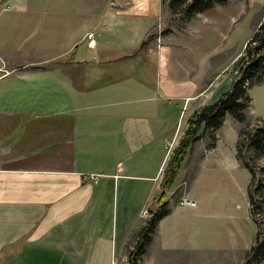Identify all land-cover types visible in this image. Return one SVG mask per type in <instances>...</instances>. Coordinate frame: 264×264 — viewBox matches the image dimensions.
I'll use <instances>...</instances> for the list:
<instances>
[{"label":"crops","instance_id":"crops-1","mask_svg":"<svg viewBox=\"0 0 264 264\" xmlns=\"http://www.w3.org/2000/svg\"><path fill=\"white\" fill-rule=\"evenodd\" d=\"M108 1L0 0L12 8H0V264L127 258L188 120L214 96L193 79L196 57L164 44L173 33L146 43L168 24L165 1L110 12ZM220 129L212 141L201 127L139 264H199L214 248L220 257L242 249L223 180L243 167L241 130L233 152ZM249 185L253 233L236 264L256 235ZM183 197L196 208L181 206Z\"/></svg>","mask_w":264,"mask_h":264},{"label":"rangeland","instance_id":"rangeland-1","mask_svg":"<svg viewBox=\"0 0 264 264\" xmlns=\"http://www.w3.org/2000/svg\"><path fill=\"white\" fill-rule=\"evenodd\" d=\"M160 1L166 2L168 10V0ZM3 3H0L2 10L8 11L12 9L9 4L4 5ZM54 3L56 6H61L58 0H54ZM131 5L132 0H109L107 9L108 12L123 11V8L130 7ZM263 19L264 0H228L225 5L216 6L210 12L197 14L189 20L182 19L179 10L174 14L168 13V24L166 28H161V31H159L160 23L158 22L146 42L151 43L154 41L156 34L160 33L161 42L164 43L167 39L166 37L173 33L169 38V42H165L164 44H169L175 53L181 54L186 58H190L191 56L196 57L198 63L196 67L197 74L193 79L198 82L199 87L206 84L205 90L209 91L208 94L214 93V96L205 104V106H209L216 103L230 89L232 81L237 76V72L234 70L236 59L240 56L244 45L252 37ZM178 27L194 31H189V33L182 32L181 30L177 31ZM88 34H92V38L88 39L86 36L87 40H92L93 33ZM89 45H94V42L90 41ZM193 57L191 58L193 59ZM40 68H43V66L37 69ZM249 95L251 103L245 112L244 121L239 123L231 116L226 115L222 125L223 128L220 129L219 134L223 136L226 148L234 152L236 145L235 132L241 130L245 133V137L242 138L240 161L249 162L257 174L255 182L251 186V191L254 192L255 198V205L253 206L256 214L255 220L258 224V230L263 232L264 190L261 189L255 193L254 187L259 182L264 185V175L260 172V169L264 167V154L256 156L252 149L247 148L246 142H243V139L249 137V132L264 125V79L251 87ZM170 105L172 106V103ZM175 108L176 111H180L181 104L175 105ZM185 111L184 109L180 116L179 127L183 126L186 122L187 112ZM243 167L239 165L231 166L223 179L226 189L224 196L230 200L231 213H238L240 227L238 233H240L239 238L241 239L242 249L237 253L223 254L220 257V254L214 248L206 260H199V264H204L205 262L207 264H218L216 262L217 258L226 260L227 264H236L238 259H243V248L250 243L253 233V224L248 219L247 201L245 197V190L251 181V174ZM237 204L238 207H236ZM143 217L147 221L150 217L149 211L147 217ZM254 240L255 236L253 237L251 247L254 244ZM113 259H115V264H127L128 262L125 256H115V252L113 253ZM238 264H246V256L244 261H240ZM248 264H264V259L257 263L251 262Z\"/></svg>","mask_w":264,"mask_h":264},{"label":"trees","instance_id":"trees-1","mask_svg":"<svg viewBox=\"0 0 264 264\" xmlns=\"http://www.w3.org/2000/svg\"><path fill=\"white\" fill-rule=\"evenodd\" d=\"M227 2L228 0H168V10L171 14L179 10L181 18L189 20L197 14L211 10L216 6H223ZM234 70L237 72V76L232 81L230 89L216 103L195 111L188 120L187 128L164 171L160 183V192L154 200L153 207L149 210L150 217L139 230L137 242L127 255V264H139L141 256L151 242L152 234L158 222L168 214L167 191L175 182L188 149L193 143L198 141L201 127L211 131L210 138L214 141L215 133L222 127L226 115L231 116L239 123L244 121L245 112L251 103L249 90L264 79V19L244 45L240 56L236 59ZM243 137H245V133L241 131L238 135L239 140L237 143V157L239 160H241ZM244 141L247 148L252 149L256 156L264 154V125L249 132V137L247 139L244 138ZM241 162L251 174L248 200L250 215L256 225L254 244L246 255V264L257 263L264 259V230L263 232L258 230L253 207L255 205L254 192L251 191V186L254 184L257 174L249 162ZM260 172L264 175V167L260 169ZM254 188L255 193H257L261 189L264 190V185L259 182Z\"/></svg>","mask_w":264,"mask_h":264},{"label":"built area","instance_id":"built-area-1","mask_svg":"<svg viewBox=\"0 0 264 264\" xmlns=\"http://www.w3.org/2000/svg\"><path fill=\"white\" fill-rule=\"evenodd\" d=\"M7 9H9V7H7ZM87 38L91 39L92 38V34H88ZM154 42L155 43H160L161 42V35L159 33L155 37ZM90 178L94 179V176H90ZM180 205L184 206V207L192 208V209H195L196 206H197L194 201L188 200L187 198H184V197L181 199ZM142 214H143V216L147 217L148 211L144 210ZM112 264H115V259L112 260Z\"/></svg>","mask_w":264,"mask_h":264}]
</instances>
